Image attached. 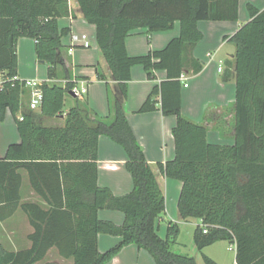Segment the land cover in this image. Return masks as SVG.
Instances as JSON below:
<instances>
[{"label": "trees", "instance_id": "obj_1", "mask_svg": "<svg viewBox=\"0 0 264 264\" xmlns=\"http://www.w3.org/2000/svg\"><path fill=\"white\" fill-rule=\"evenodd\" d=\"M82 18L96 28V43L119 92L109 96L110 114L100 117L75 98L63 112L65 97L74 88L62 54L57 20L69 14L68 0H0V122L9 112L19 142L0 158V221L17 209L27 216L31 247L16 253L0 247V264H36L56 248L73 264H108L126 246L145 250L155 264H197L195 258L173 251L180 226L169 224L165 239L156 233V220L165 213V198L157 173L146 161L126 118L125 100L131 68L141 66L149 80L165 71L166 80L154 87L138 113L155 110L160 99L163 116H174V158L156 164L158 173L182 184L177 212L181 220H199L193 236L198 253L220 241L235 244V264H264V9L248 4L249 21L230 38L236 48L229 62L235 81L232 145L207 142V129L181 113L179 78L184 69L199 73L193 58L202 40L200 21H237L238 0H75ZM178 22L180 34L160 51L130 57L125 39L138 29L170 31ZM34 39L36 59L47 66L49 81L40 86L42 100L29 109L30 92L17 76L16 43ZM98 79L102 75L98 73ZM29 95L27 107L24 97ZM37 111V112H36ZM47 126L42 118H59ZM22 117V120L18 116ZM105 136L120 146L132 191L115 197L97 184L98 140ZM24 171L41 203H21ZM101 210L124 215L121 226L98 218ZM203 227L207 232L203 233ZM120 238L100 253L98 235ZM203 264H217L201 254ZM54 264V263H45Z\"/></svg>", "mask_w": 264, "mask_h": 264}, {"label": "crops", "instance_id": "obj_2", "mask_svg": "<svg viewBox=\"0 0 264 264\" xmlns=\"http://www.w3.org/2000/svg\"><path fill=\"white\" fill-rule=\"evenodd\" d=\"M258 10L264 9V0H238L237 21H200L198 29L202 33V40L192 51L193 58L202 63V70L194 74L191 69H184L181 75L188 78L187 87L181 90V113L195 124L203 125L207 129V142L213 145H232L234 130L232 126L233 105L235 102V81L233 69L229 62L233 59L236 48L229 41L237 30L249 21L247 5ZM69 14L57 20L59 30H66L67 34L61 38L62 54L71 75V81L76 88L81 89L82 99L94 113L100 117L110 114L109 96L115 97L118 92V83L112 79L107 64L100 56L96 43V28L87 23L81 16L75 0H68ZM180 34L179 23L176 22L170 31L148 33L145 29H138L125 39V48L128 56H144L152 51H160ZM73 35H85L90 41L89 48H82L73 43ZM17 78L20 81L37 80L41 84L49 82L63 85L64 80L49 81L47 66L36 59L34 39L21 37L16 43ZM219 68L221 69L219 71ZM98 73L102 79H98ZM155 79L149 80L141 66L131 68V79L127 83L125 100L127 121L143 149L146 161L153 167L157 175L158 185L165 198V213L156 220V233L165 239L167 228L171 223L180 226L173 251L193 257L197 264H203L201 254L209 257L217 264H235V244H229L225 251L221 245L226 241L217 242L198 253L194 246L193 236L197 219L181 220L177 212V203L182 184L179 181L168 179L158 173L156 164L165 163L174 158L175 145L172 129L176 124L174 116H163L160 111V99L156 98L155 110L148 113H138L139 109L152 92L166 80V72L154 73ZM180 75V76H181ZM1 76V75H0ZM180 79V78H179ZM27 93L30 92L25 88ZM29 95L24 97L23 103L27 107ZM68 107L65 113L73 106L75 97L69 94L65 97ZM64 114L57 120L61 125ZM47 125V126H53ZM9 131V134L4 132ZM20 140L12 115L6 112L3 122H0V158H3L10 144ZM126 155L123 149L105 136L98 140L97 184L100 188L109 190L115 197H123L133 189L130 173L125 168ZM22 183L20 188L21 203H41L38 196L32 191L28 177L24 171L20 172ZM28 181V182H27ZM45 208V203H41ZM98 218L110 222L115 226L124 223V215L119 211L101 210ZM192 226V242L190 245L181 239L182 228ZM32 227L27 216L19 208L10 217L0 221V247L7 252L16 253L31 247L28 236ZM120 238L110 235H98L97 247L103 253L114 247ZM226 250L232 251L231 258H226ZM73 264L71 259H63L56 248L50 249L46 257L36 264ZM108 264H155L152 257L134 245L124 247Z\"/></svg>", "mask_w": 264, "mask_h": 264}, {"label": "built area", "instance_id": "obj_3", "mask_svg": "<svg viewBox=\"0 0 264 264\" xmlns=\"http://www.w3.org/2000/svg\"><path fill=\"white\" fill-rule=\"evenodd\" d=\"M72 41L73 43H76L78 46L82 48H89L90 47V41L86 38L85 35H73L72 36ZM221 69L219 68V71ZM14 79H18L17 77H14ZM181 83L183 84L184 87H187V81L188 78L185 75H181L180 79ZM2 78L0 76V91L2 90ZM23 86L25 88H28L30 90V102H29V109L30 110H37L41 104L42 100V92L40 89L41 83L38 82L37 80H24L23 81ZM72 93L74 94V97L81 100L82 95H81V89L74 87L72 90ZM18 118L22 120V117L19 115ZM207 230L205 227H203V233H206Z\"/></svg>", "mask_w": 264, "mask_h": 264}, {"label": "rangeland", "instance_id": "obj_4", "mask_svg": "<svg viewBox=\"0 0 264 264\" xmlns=\"http://www.w3.org/2000/svg\"><path fill=\"white\" fill-rule=\"evenodd\" d=\"M61 84V83H60ZM68 107V101L66 100L65 101V103H64V108L66 109ZM37 112V111H36ZM41 124L43 123L44 125H53V124H55V123H58V121L57 120H52V119H44V120H42V118L40 119V121H39ZM5 133L7 132L8 134H9V131L6 129L5 131H4ZM28 182V181H27ZM193 227L192 226H190V225H187V226H184L183 228H182V235H181V239H182V241L184 242V243H187L188 245H190L191 244V242H192V229ZM228 248L229 247V244H228V242H226L225 243V245H221V249L223 250V251H225V248ZM226 258H231L232 257V255H233V252L232 251H228V250H226Z\"/></svg>", "mask_w": 264, "mask_h": 264}, {"label": "water", "instance_id": "obj_5", "mask_svg": "<svg viewBox=\"0 0 264 264\" xmlns=\"http://www.w3.org/2000/svg\"><path fill=\"white\" fill-rule=\"evenodd\" d=\"M70 96L74 97V94L71 92L68 93Z\"/></svg>", "mask_w": 264, "mask_h": 264}]
</instances>
